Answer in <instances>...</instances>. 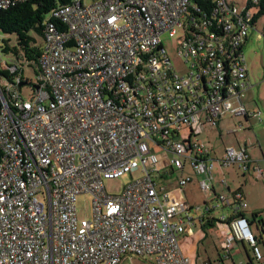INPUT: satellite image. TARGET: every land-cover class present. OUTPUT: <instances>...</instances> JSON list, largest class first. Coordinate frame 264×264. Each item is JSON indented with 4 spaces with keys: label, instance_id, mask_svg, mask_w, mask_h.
Segmentation results:
<instances>
[{
    "label": "built area",
    "instance_id": "built-area-1",
    "mask_svg": "<svg viewBox=\"0 0 264 264\" xmlns=\"http://www.w3.org/2000/svg\"><path fill=\"white\" fill-rule=\"evenodd\" d=\"M19 1L0 0V11ZM52 18L30 100L18 79L0 77V264H132L130 255L189 264L179 237L191 223L190 206L155 176L189 164L205 174L199 186L209 191L214 164H250L244 148L214 158L190 135L174 137L198 113L210 123L225 114L259 115L242 100L249 83L239 49L251 10L241 12L236 0H214L208 11L191 0H73ZM162 33L179 40L184 72L167 55ZM2 67L16 70L4 60ZM136 170L141 177L107 192L104 179ZM82 193L91 195L90 218L77 217ZM233 194V213L217 219L226 230L223 250L243 241L264 264L240 215L246 203ZM218 199L213 209L229 204Z\"/></svg>",
    "mask_w": 264,
    "mask_h": 264
},
{
    "label": "rangeland",
    "instance_id": "rangeland-1",
    "mask_svg": "<svg viewBox=\"0 0 264 264\" xmlns=\"http://www.w3.org/2000/svg\"><path fill=\"white\" fill-rule=\"evenodd\" d=\"M83 1L86 3H90L94 0H83ZM244 2L245 0H236L237 5L238 3L239 5H242L244 4ZM254 28H255L254 30L249 31L248 40L243 47V53L245 55L246 61L250 62V64H254V68L258 70L257 80L260 81L261 79H264V37H263L264 34L262 33V31L264 30V15L257 20ZM260 32L263 35L260 38H257V34ZM30 34L33 35L36 39L34 42L35 45L42 44L43 42L42 37H40L38 34H36L33 31H31ZM7 37H13V36L6 35L0 32V42L2 39L7 38ZM161 41H162L163 47L165 48V51L167 52V55L171 59V62L173 63L176 70L179 73L184 72L185 65L182 63V59L179 57L178 52H177V43H179V40L177 39V37L176 36L170 37L167 33H162ZM0 58L4 61L7 60L10 63L12 56L10 54H5L0 51ZM23 74L29 83L23 85L20 88V94L24 100H30L32 92H33L32 85L35 83L34 68L31 65L25 64ZM260 96L264 98V84L260 88ZM258 122H259L258 126L252 125V126H249L248 129L246 130H248L249 132L253 134V133H258V129L262 127L261 133L264 136V112H262L261 121H258ZM216 131H217V128L210 129V127L208 126V127H205L203 131L200 132V135L197 136V139L199 142H204L206 145H208L211 148L212 154H213V151L215 152L219 151L220 147H223V140H220L218 133H216ZM189 132H190L189 125L185 124L183 125V127L181 128L179 132L180 136L174 137V139H177V140L186 139L189 135ZM238 134H240V132H238ZM230 136L234 137L235 133L231 134ZM193 138H195V136H193ZM167 158L168 157L164 155V159L166 160ZM234 172H236L234 168L224 169L226 178H228L229 174L230 176H233L232 178L233 181H230L229 184L231 185V187H234V188L242 185L241 188L246 197L248 204L250 205V207L254 206L255 209L258 208V210L261 211V216L264 218V174L261 178H256L252 168L248 172H246V175L244 177H242V175L238 171H237L238 174H234ZM141 176H142V173L139 170L133 171L131 176L129 173H124L115 178L104 179V186L108 193L117 194L122 190L124 185L130 183L132 180L138 179ZM181 176L183 177L190 176L193 179L183 188V190L187 192L185 194L187 195V197L190 198V203L193 206L190 210V213H191V216L195 218V221H196L195 229L196 231H198L196 236H195V233L193 236L191 235L188 236L189 242H191L190 249L189 248L187 249L182 244V247L184 248L183 250L186 252V254L188 252L190 254V257H192V259L194 260L197 258V249H198V254L200 258H197L198 260L197 264H203V258L205 257L204 249L206 248L207 251L211 252L210 255L214 258V264H216L217 252H216L215 245L219 249L218 247L220 245L219 239L222 237V233L220 232L218 233L215 229L213 230L210 227H208L207 230H203L199 227V222L197 220L198 212L195 210V207L197 205L204 206L202 205V203L206 195V193L202 192L200 188L198 187L197 181L200 180V174L194 173L193 170L186 165L183 171L175 170L173 172H170L168 169H162L158 174H156L155 179L159 186L163 185L165 187V190H169L167 189V186L169 188L171 187V184H174L175 187L178 186V182L181 179ZM214 178L218 180L222 178V174L220 173V170L218 169L215 170ZM216 188H218V190L220 191H223V192L225 191V193L229 195V192L225 189L223 185L217 184ZM229 196L231 197V195ZM38 197H40V195H38ZM75 205H76L77 217L79 219L91 217V195L90 194L88 193L79 194L76 198ZM255 205H258V206H255ZM212 214L215 217L218 216V213L215 211H213ZM257 226H259L257 219H256V222L252 221L250 224V228L252 232L254 233V235H256L257 239H259V232L260 231L263 232L264 229L260 228V230H257ZM208 231H211V232L208 233ZM198 237L202 241H200L199 245L197 246ZM262 239L264 240V233L262 234ZM236 246H238V254L239 253L240 254L238 256L236 255L234 256L235 250L233 249V251L231 252L232 257L234 258V261L236 263L239 262V258H240L241 259L240 261L242 262V264H245L247 262L246 250L242 246V244H238ZM258 247L260 248L262 252H264V245L262 241L258 242ZM246 249H248V246ZM222 256L224 257V255ZM130 259H131L132 264H154L155 263L154 256L141 257V256H136V255H130ZM224 263L232 264L230 259L224 260ZM252 263L257 264V260L255 259V262L252 261Z\"/></svg>",
    "mask_w": 264,
    "mask_h": 264
},
{
    "label": "crops",
    "instance_id": "crops-1",
    "mask_svg": "<svg viewBox=\"0 0 264 264\" xmlns=\"http://www.w3.org/2000/svg\"><path fill=\"white\" fill-rule=\"evenodd\" d=\"M254 29L255 28H253V29L250 28V30H254ZM262 33L264 34V30L262 31ZM262 33L261 32L258 33L257 38H260L262 36ZM248 36L249 35H247L246 41L242 45L241 53L243 55L244 63L246 65V79L250 82V85L243 91L242 100H243V103H244L247 111L250 112V111L259 110L260 111L259 115L230 116L228 114H225L217 120L215 126H211L205 120V115L203 113H198L195 116V119H197V120L193 122L194 125L192 124V127L194 128V130L198 129L196 131V133H197L196 138L198 135H200V132L205 129V127L209 126L210 129L217 128L216 133H218L220 140H223V147H220L219 151H216V152L214 151L213 152L214 154H212V155L215 157H220L224 153L225 149L228 147H233L235 149L244 148L247 156L251 160L249 170L252 168L254 175L256 176V174H257L256 169H259L261 171V174H260V176H256V178H261L264 174V168H263L264 167V136L261 133L262 127L258 129V133H253V134L246 129H248V127L252 126V125L258 126V124H259L258 121H261L262 112H264V98H262L260 96V88L264 84V79H261L260 81L257 80L258 70H256L254 68V64H250V62L246 61L245 55L243 53V47L248 40ZM238 132H240V134H238ZM234 133H235V136L231 137L230 135L234 134ZM161 164H163V163L161 162ZM228 168H234L236 170V172H234V174H238V172H239L238 167L235 165L227 167V169ZM215 170H216V168H215ZM223 172H224V170H223ZM239 173L241 174V172H239ZM214 174H215V172H214ZM241 175H242V177H244L246 175V173L244 175L243 174H241ZM228 178L225 177L227 185L226 186L223 185L227 191L228 190L232 191V190L239 187V186L235 187V188L231 187L229 182L233 181V179H232L233 176H230V174H229ZM200 179H202L201 174H200ZM220 181L221 180L214 179V185H213L214 190L212 191L213 195L211 194V192L206 193V195L204 197L205 199H203L202 205L205 206L207 204L210 206V208H208V210H205L204 206H201V205H197V206H199L198 209H196L197 206L195 207V210L198 212V216H199V214H203L205 218H209L211 220L209 223L205 224V226H202V224H201V222L197 216V220L199 222V227L203 230H207V228L210 227L213 230L215 229L218 233L219 232L222 233V237L219 239V242H220V245L218 246L219 249L215 245L216 252H217L216 264H225L224 260H226V259H230L232 264H242V262L240 261L241 260L240 258H239V262L236 263L234 261V258L232 257V253H231L234 249L235 250L234 256L235 255L238 256L240 254V253L238 254V246H236L238 244H242V246L246 250L247 262L245 264H248V262H250L249 259H251V263H252V261L255 262V259L253 258V254H252L250 246L244 242L239 241L237 243L236 242L233 243L228 254H226L225 251L223 250V247L221 244H222L223 234L226 233V230L222 226V223L217 222V219L221 214L228 216V215L232 214L233 211H232L231 207H229V206L227 207L224 205H222L216 209H213V207H212V205L214 203L213 202L214 200H212V198L215 196L214 194H226L227 197L229 198V200L232 201L230 196H229V195H231V192L228 195L227 193H225V191L223 192V191L218 190V188H216L217 184H219V185L221 184ZM167 189H169V191L172 192L175 197L183 199L190 206V208L187 210V212H188L189 216L192 217V220H191V223L185 224V229H186L185 233L179 239L181 250H182L183 254L185 255L186 252L183 250L184 248L182 247V244L187 249L188 248L190 249L191 242H189L188 236L189 235L193 236L194 233L196 236V234L198 232L195 229V223H196L195 218L193 216H191V213H190V210L193 206L190 203V198L187 197V195L185 194L187 192H185L184 190H176V187L174 184H171V187H169V188L167 186ZM255 206H258V205H255ZM213 211L218 213L217 217H215L212 214ZM243 211H244L245 216L248 218V220H250V222H252V221L256 222V219L258 220L260 227L257 226V230H260V228L264 229V218L261 216V211L258 210V208L255 209L254 206L250 207V205L248 204L247 208H245V210H243ZM250 217H251V219H250ZM210 232L211 231H208V233H210ZM263 233H264V231L259 232L258 242L262 241L263 245H264V240L262 239ZM200 241H202V240H200V238L198 237L197 246L199 245ZM193 242H194V240H193ZM247 246H248V249H246ZM204 252H205V257L203 258V264H214V258L210 255L211 252L207 251L206 248L204 249ZM262 254L264 257V252H262ZM222 255H224L225 258ZM185 256L188 257L189 264H197V261H198L197 258H200L199 254H198V249H197V258L196 259L193 260L192 257H190V254L188 252ZM262 262H264V258H263Z\"/></svg>",
    "mask_w": 264,
    "mask_h": 264
},
{
    "label": "trees",
    "instance_id": "trees-1",
    "mask_svg": "<svg viewBox=\"0 0 264 264\" xmlns=\"http://www.w3.org/2000/svg\"><path fill=\"white\" fill-rule=\"evenodd\" d=\"M72 1L73 0H21V1L17 2L15 5L9 6L6 9H3L0 11V32H2L3 34H6V35L13 36V37H7V38H4L1 40L0 51L2 53H5V54H10L12 56V58H11L9 64L16 66V70L12 72V71L2 67V61L3 60L0 58V77L4 78L9 83H14V81L18 79L20 82H24L25 84H28L29 82L24 77V74H23L24 65L27 64V65H31L34 68L35 81H36V78L40 72L39 55H40V52H41L43 45H44V34H45L46 24H47V22L54 20L52 18V12L54 9H56L60 6L66 5V4H70ZM191 2L194 4H197L199 7L203 8V10H205V11H208L214 4V0H191ZM237 6L240 8L241 12L246 11V10H251L250 28H252V29L255 27L257 20L264 15V0H257L256 2H254L253 0H245L244 4L239 5V3H238ZM195 14L201 15L200 13H195ZM31 31L35 32L40 37H42L43 42L41 45H35L34 44L36 39L33 35L30 34ZM248 33H249V31H248ZM248 33H247V35H248ZM263 37H264V35H263ZM246 38H247V36H246ZM246 38L244 39L243 43L241 44V48H242V45L244 44V42L246 41ZM239 50H241V49H239ZM5 61L8 64L9 61H7V60H5ZM245 80L250 85V82L246 79V76H245ZM25 84H22L21 86L18 87L19 93H20V88ZM32 88H33V86H32ZM216 122L215 123L207 122V123L211 126H215ZM193 130H194V128L191 127V129H190L191 132H189V135L191 136V139L198 140L196 138L197 133H193ZM193 136H195V138H193ZM202 143L207 147L210 155L215 158V156L212 155L211 148L208 145H206L204 142H202ZM186 165L188 167H190L194 173H196V171L189 164H185L183 169H175L173 167L165 168V169H168L170 172H173L175 170L183 171L185 169ZM249 167H250V164H247L246 169H241V168H238V169H239V172H241V174L244 175L246 172L249 171ZM215 168L220 170V172L222 174V178L220 179L221 180L220 183L224 186L227 185V182L225 180L226 176H225V173L223 172V170L225 168H219L217 166V164H214V167H212V169H211V176H212L211 189L209 191H204V190L200 189L202 192L210 193L214 190L213 185H214V179H215L214 178ZM197 174H201L202 179L205 178L204 173H197ZM186 177H189V180L186 183H184L183 186H181V190H183V188L189 182H191L193 180L190 176H184V177L181 176V178H186ZM200 180L197 181L199 188H200V186H199ZM241 186H239L238 188H236L232 191L228 190L229 193L231 192L230 198L232 201L229 200V198L227 197L226 194H214L215 196L212 198V200H214L213 205L215 203H219V199H218L219 195H224L229 200V204L228 205L224 204V206H227V207L229 206V207L233 208L234 204H235V201L233 198V195H234L233 193L238 192L240 194V199L246 203L245 208H247L248 202H247V200H246V198L242 192ZM212 195H213V193H212ZM205 206L210 208V206L207 204ZM245 208L243 210H245ZM243 210H241L240 215H243L248 220V218L245 216ZM232 211H233V209H232ZM248 221H249V224H251L250 220H248ZM202 226H205V224H203ZM181 236L182 235H180L179 239L181 238ZM235 242L237 243L239 241H235ZM240 242H243V241H240ZM257 245H258V239H257ZM226 254H228V252ZM249 261L250 262H248V264H251V259H249Z\"/></svg>",
    "mask_w": 264,
    "mask_h": 264
},
{
    "label": "water",
    "instance_id": "water-1",
    "mask_svg": "<svg viewBox=\"0 0 264 264\" xmlns=\"http://www.w3.org/2000/svg\"><path fill=\"white\" fill-rule=\"evenodd\" d=\"M22 84H25V83H24V82H21V83H19V86H21ZM32 86H33V88H35V89L38 88V85H37V84H33Z\"/></svg>",
    "mask_w": 264,
    "mask_h": 264
},
{
    "label": "bare ground",
    "instance_id": "bare-ground-1",
    "mask_svg": "<svg viewBox=\"0 0 264 264\" xmlns=\"http://www.w3.org/2000/svg\"><path fill=\"white\" fill-rule=\"evenodd\" d=\"M172 170V169H171Z\"/></svg>",
    "mask_w": 264,
    "mask_h": 264
}]
</instances>
